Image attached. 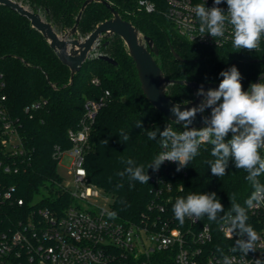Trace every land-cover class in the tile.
Returning a JSON list of instances; mask_svg holds the SVG:
<instances>
[{"label":"trees","instance_id":"1","mask_svg":"<svg viewBox=\"0 0 264 264\" xmlns=\"http://www.w3.org/2000/svg\"><path fill=\"white\" fill-rule=\"evenodd\" d=\"M15 1L33 11L39 9L44 19L58 33L64 34L75 26L87 0ZM104 1L143 36L154 41L159 50L156 61L168 79L219 84L222 80L219 74L235 65L242 75V88L247 91L249 85L264 74V45L258 51L237 52L233 47L210 48L191 44L176 32L168 17L166 0H153L156 4L153 14L144 12L141 0ZM111 18L112 14L105 5L99 2L90 4L81 19L78 35L87 38ZM100 55L109 57L117 65L101 59ZM106 92L111 96L93 125L91 149L86 154L85 166L89 184L112 197L111 210L115 219L141 225L155 219L162 223L174 219L175 225L180 226L172 210L177 198H186L191 193L215 192L223 210L217 213L215 221H209L206 214L202 221L214 229L216 246L231 244L218 228L229 214L235 216L232 212L233 195L235 202L246 208L244 202L254 190L245 179L246 171L236 169L230 159L226 175L213 176L208 161L215 158L211 155L212 145L208 143H202L198 155L179 172L177 163H163L156 171L147 168L164 150L159 144V132L155 140H150L148 131H163L167 127L177 132L185 129L171 122L149 103L123 40L118 36L102 39L71 83L70 69L61 63L48 42L32 28L30 21L3 6H0V98L6 97L10 116L19 120L30 161L26 163L27 169L19 175L5 176L0 172L8 185L17 187L16 197L24 202L23 206H0V230L14 227L19 221L26 222L34 210L50 208L62 214L73 203L71 196L63 190L64 180L58 170L55 150L57 146L64 151L72 147L69 133L81 128L87 101L99 100ZM168 96L178 104L186 100L192 102L196 98L193 90L179 85L170 86ZM42 101L47 104L41 109L26 111ZM122 131L128 135L127 141L120 135ZM230 138L229 134L226 140ZM260 154L264 158V149ZM128 159L134 163L128 165ZM139 165L145 166L150 177L148 184L130 179L126 172L127 167ZM257 179L264 185V174ZM162 188L166 194L159 197L157 192ZM169 188L170 191L167 190ZM161 207H164V212L160 211ZM246 211L247 223L254 228L256 221L249 209ZM185 224L186 218L182 225Z\"/></svg>","mask_w":264,"mask_h":264},{"label":"built area","instance_id":"2","mask_svg":"<svg viewBox=\"0 0 264 264\" xmlns=\"http://www.w3.org/2000/svg\"><path fill=\"white\" fill-rule=\"evenodd\" d=\"M166 3L169 19L187 42L210 48L232 47L230 26L226 28L225 37L215 38L216 41L207 33L199 32V21L193 8L197 4L211 8L213 0H166ZM140 6L147 14L156 12L153 0H141ZM219 7L226 13V0ZM263 45L264 36L258 50ZM110 96V92H106L99 100L87 101L81 128L69 133L72 147L65 151L60 146L56 147L55 158L59 165L66 162L74 178L73 184L64 181L62 184L73 203L62 214L50 208L34 210L26 222L19 221L14 227L0 230V264H240L242 253L231 249L238 248L236 241H246L247 236H239L237 229L230 239L226 232L229 218L222 221L218 231L231 244L219 247L215 245L214 229L203 223V217H186L185 226L175 225L174 219L163 223L155 219L144 225L122 223L115 219L111 208L108 210L93 203L102 194L110 197L89 184L85 166L86 154L91 149L93 125ZM46 104V101L38 102L26 111L39 110ZM20 128L19 120L9 114L6 97H1L0 172L5 176L21 174L30 161ZM2 177L0 206H23V200L16 197L17 187L8 185ZM165 191L164 188L159 189L157 195L164 197ZM164 210L161 207L160 211ZM249 212L256 221L254 229L260 236L257 251L249 252L246 257L247 264H254L256 259H264V204L249 209Z\"/></svg>","mask_w":264,"mask_h":264},{"label":"clouds","instance_id":"3","mask_svg":"<svg viewBox=\"0 0 264 264\" xmlns=\"http://www.w3.org/2000/svg\"><path fill=\"white\" fill-rule=\"evenodd\" d=\"M222 2L223 0H213L211 8H207L205 4L195 5L193 12L199 21V32L207 33L215 40L224 38L226 28L230 26L232 47L237 52L258 50L264 36V0H226V13L219 7ZM219 75L222 80L218 88L209 89L206 93L203 86L197 90V97H205L198 107L181 111L180 104H175L170 109L176 117V123L183 122L184 131L177 132L171 127L163 131H148L150 140H155L159 132V144L164 150L153 158L147 168L156 171L168 161L177 163L176 170L179 172L198 155L200 145L208 143L212 145L211 155L215 158L208 161L213 176H225L230 159L234 161L236 169L245 170V179L254 190L244 202L246 208L236 203L233 195L232 212H235V216L229 214L226 232L230 239L237 229L239 236H247L246 241H236L238 248L231 249L233 252L239 250L242 253L240 264H247L246 257L249 252L257 251L260 236L247 223L246 209L264 204V185L257 179L264 174V158L260 154V150L264 149V81L251 83L249 89L244 91L242 75L235 65ZM182 103L187 105L190 101ZM206 108H211L210 118L205 117L206 127L189 128L197 113H203ZM229 133L231 138L226 140ZM120 135L125 141L129 139L123 131ZM126 163L132 165L134 161L128 159ZM126 172L130 179L148 184L150 177L144 165L127 167ZM120 175L123 176L124 173ZM172 210L180 224L184 223L186 217L200 219L205 214L209 221H215L217 213L223 210V205L215 192L191 193L186 198H177ZM254 264H264V259H256Z\"/></svg>","mask_w":264,"mask_h":264},{"label":"water","instance_id":"4","mask_svg":"<svg viewBox=\"0 0 264 264\" xmlns=\"http://www.w3.org/2000/svg\"><path fill=\"white\" fill-rule=\"evenodd\" d=\"M94 2L105 5L110 10L112 18L100 24L87 38H82L78 35V28L87 7ZM0 6L10 8L30 21L32 28L40 33L48 42L61 63L70 69L71 83L75 75L93 56L98 43L102 39L108 40L114 36H118L125 43L128 53L135 63L141 89L149 103L171 122L182 127L183 122L176 123V117L170 110L178 103L174 102L171 97L168 96L169 87L173 85L187 86L196 94L201 86H203L205 93L209 89H216L219 86L218 83L199 84L166 78L156 61V57L159 56V50L154 41L149 37L143 36L131 22L124 20L120 14L104 0H87L81 8L75 26L64 34L58 33L54 26L44 19L39 9L33 11L15 0H0ZM174 56L178 60H182L175 52ZM100 58L108 61L112 65H117V62L107 56L100 55ZM261 81H264V74L261 75L255 83H260ZM204 99L205 97L203 96H196L195 100L189 104H180V109L183 111L185 108H191L193 106L198 107ZM209 113H211V108H206L203 113L198 112L189 128L200 129L206 127L205 117L210 118V116H207ZM229 134L231 135V133Z\"/></svg>","mask_w":264,"mask_h":264},{"label":"rangeland","instance_id":"5","mask_svg":"<svg viewBox=\"0 0 264 264\" xmlns=\"http://www.w3.org/2000/svg\"><path fill=\"white\" fill-rule=\"evenodd\" d=\"M59 173L62 176L64 182L66 184H73V175L70 174V171L68 169V166L66 164V162H60V165L58 167ZM108 197V201L106 200V198ZM112 197L107 196V195H103L102 197L99 198L98 200H94L93 203H95L96 205L100 206V207H104L108 210H110L111 206H112ZM147 244L149 245V241H147Z\"/></svg>","mask_w":264,"mask_h":264}]
</instances>
